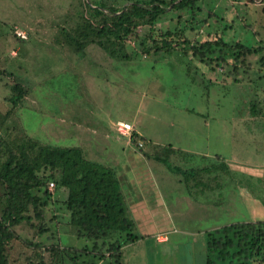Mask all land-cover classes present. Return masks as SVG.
Segmentation results:
<instances>
[{
    "label": "rangeland",
    "instance_id": "374dc122",
    "mask_svg": "<svg viewBox=\"0 0 264 264\" xmlns=\"http://www.w3.org/2000/svg\"><path fill=\"white\" fill-rule=\"evenodd\" d=\"M98 1L127 5L91 3ZM81 3L0 0V71H7L0 73V113L11 108L14 77L29 89L1 135L7 141L29 134L50 144L77 145L116 172L140 237L122 248L118 264H206L207 231L264 221V117L252 116L264 111V66L258 64L264 47L247 56L254 64L237 76L227 64L207 65L184 50L145 53L132 36L127 60L110 58L95 44L76 52L62 31L72 32L79 22ZM262 7L259 0H206L200 23L187 33L199 40L218 34L226 43L256 47L264 40ZM208 11L214 15L203 24ZM176 16L167 12L159 26L174 28ZM116 120L134 125L143 146L127 144L113 127ZM50 217L47 210L48 222ZM15 230L22 240L8 248L11 264H73L67 257L53 260L48 247L60 243L56 234L48 238L49 230L39 233L26 222ZM165 236L166 242L157 241ZM61 242L90 244L67 236ZM93 261L78 256L77 262ZM95 264L117 263L105 258Z\"/></svg>",
    "mask_w": 264,
    "mask_h": 264
},
{
    "label": "trees",
    "instance_id": "16d2710c",
    "mask_svg": "<svg viewBox=\"0 0 264 264\" xmlns=\"http://www.w3.org/2000/svg\"><path fill=\"white\" fill-rule=\"evenodd\" d=\"M204 1L125 0L126 6L116 7L104 1L95 2L94 6L92 0H82L79 22L72 32L64 29L62 32L65 42L76 52L84 53L86 44H95L110 58L127 60L132 54L127 50V40L132 36L145 53L184 50L207 65V60L217 65L227 64L231 75L236 76L240 69H250L254 63L247 56L263 49L264 40L255 47L239 41L226 43L218 34L204 40L189 37L187 30H195L194 25L200 23L197 18ZM183 11L189 18L182 15ZM167 12L177 14L172 29L159 26ZM213 15L208 11L207 18L201 22L207 23ZM225 49L229 50L228 57ZM211 54H215L214 60ZM258 64L264 66V55ZM236 76L234 80H238ZM11 89V108L0 113V264H11L8 248L13 241L21 239L15 227L22 222L39 233L49 230L48 238L57 235L60 243L48 247L53 260L56 256L60 261L67 257L73 264H79L78 256H91L92 264L105 258L120 263L123 246L140 238L133 231L134 220L120 178L112 168L87 158L77 145L50 144L29 134L21 140L7 141L1 135L3 123L29 94L28 87L15 77ZM262 102L264 105V99ZM131 137L135 144L143 140L136 132ZM47 210L51 212L49 222L45 218ZM61 216L64 222L59 221ZM62 236L90 244L81 248L66 246L61 242ZM25 242L28 247H38L31 241ZM205 246L206 264H264V221L235 222L207 231ZM39 264L45 262L40 260Z\"/></svg>",
    "mask_w": 264,
    "mask_h": 264
},
{
    "label": "built area",
    "instance_id": "2783aa9c",
    "mask_svg": "<svg viewBox=\"0 0 264 264\" xmlns=\"http://www.w3.org/2000/svg\"><path fill=\"white\" fill-rule=\"evenodd\" d=\"M116 128H117V131L120 135L122 136H125L129 139V141L131 142V136H132V132H133V125L126 122V121H122V120H119L116 122ZM138 147H141L142 146V142L139 141L137 144H136ZM54 187V183L51 182L49 184V188L52 189Z\"/></svg>",
    "mask_w": 264,
    "mask_h": 264
},
{
    "label": "crops",
    "instance_id": "0c3cea01",
    "mask_svg": "<svg viewBox=\"0 0 264 264\" xmlns=\"http://www.w3.org/2000/svg\"><path fill=\"white\" fill-rule=\"evenodd\" d=\"M232 3H233V1H232ZM259 4L261 5V6H263L264 7V1L263 0H259ZM262 93H261V97H262V99L264 98V92L263 91H261ZM253 117H264V111L263 112H255L254 113V115H252ZM252 117V118H253ZM117 121H119V120H116V122ZM122 121H124V120H122ZM116 122H115V124H113V127L115 128V130H116V133L120 136V137H123V138H125L126 139V143L127 144H131V143H133V142H130L129 141V139L127 138V137H125V136H122V135H120L119 133H118V131H117V128H116ZM134 126V125H133ZM133 132H136L137 134H139L140 135V133L135 129V127H134V129H133ZM132 132V133H133ZM136 145V144H135ZM137 146V145H136ZM142 146H143V144H142ZM141 146V147H142ZM138 147V146H137ZM172 147V146H171ZM173 148V147H172ZM176 148V147H175ZM180 150V149H179ZM185 151H187V152H195L194 151V149H190V148H185L184 149ZM181 152V151H180ZM146 156H148V154H146ZM251 172V171H250ZM251 174V173H250ZM162 240V239H161ZM159 243H162V242H166L167 241V237L165 236V239H163L162 241H160V240H157ZM123 248H124V246H123Z\"/></svg>",
    "mask_w": 264,
    "mask_h": 264
}]
</instances>
